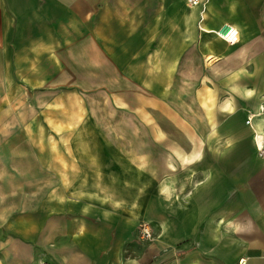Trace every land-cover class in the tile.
<instances>
[{"label": "crops", "instance_id": "1", "mask_svg": "<svg viewBox=\"0 0 264 264\" xmlns=\"http://www.w3.org/2000/svg\"><path fill=\"white\" fill-rule=\"evenodd\" d=\"M202 1L0 0V264H264V0Z\"/></svg>", "mask_w": 264, "mask_h": 264}, {"label": "built area", "instance_id": "2", "mask_svg": "<svg viewBox=\"0 0 264 264\" xmlns=\"http://www.w3.org/2000/svg\"><path fill=\"white\" fill-rule=\"evenodd\" d=\"M190 6H195L199 4H203L202 0H187ZM217 35L222 39H225L227 43H234L238 40V30L231 25H226L220 30H218ZM140 234L143 239H151L153 237V233L149 228L148 224L142 222L140 225ZM238 264H245L244 258L239 259Z\"/></svg>", "mask_w": 264, "mask_h": 264}, {"label": "rangeland", "instance_id": "3", "mask_svg": "<svg viewBox=\"0 0 264 264\" xmlns=\"http://www.w3.org/2000/svg\"><path fill=\"white\" fill-rule=\"evenodd\" d=\"M130 95H133V94H127V97L129 98L130 97ZM103 96V95H102ZM134 96V95H133ZM92 100V99H91ZM107 113H108V110H107ZM146 130H145V128H140V125H138V132L139 133H143V132H145ZM123 133H124V130H123ZM0 168H2V166L0 165ZM2 175H3V173H2V170L0 169V177H2ZM29 190H32V189H25V191L27 192V191H29ZM33 191V190H32ZM9 192L10 193H13V194H17V189H10L9 190ZM7 193V190H3V189H1L0 188V201H1V198L2 197H5V196H3V194H6ZM13 196V195H12ZM6 198V197H5ZM1 206V205H0ZM13 207H16L15 205H10V208H13Z\"/></svg>", "mask_w": 264, "mask_h": 264}, {"label": "bare ground", "instance_id": "4", "mask_svg": "<svg viewBox=\"0 0 264 264\" xmlns=\"http://www.w3.org/2000/svg\"><path fill=\"white\" fill-rule=\"evenodd\" d=\"M224 40H225V39H224ZM260 109H261V110H264V107L260 106ZM260 136H261V135H260ZM260 138L262 139V138H264V137H260ZM261 139H260V140H261ZM258 142H259V140H258ZM262 144H264V143H262Z\"/></svg>", "mask_w": 264, "mask_h": 264}]
</instances>
